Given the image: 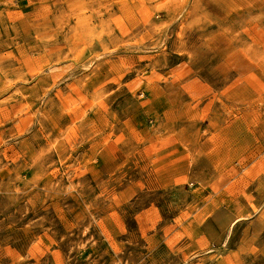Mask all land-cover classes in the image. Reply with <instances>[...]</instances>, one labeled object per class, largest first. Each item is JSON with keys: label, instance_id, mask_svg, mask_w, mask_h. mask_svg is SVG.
<instances>
[{"label": "rangeland", "instance_id": "1", "mask_svg": "<svg viewBox=\"0 0 264 264\" xmlns=\"http://www.w3.org/2000/svg\"><path fill=\"white\" fill-rule=\"evenodd\" d=\"M0 264H264V0H0Z\"/></svg>", "mask_w": 264, "mask_h": 264}]
</instances>
